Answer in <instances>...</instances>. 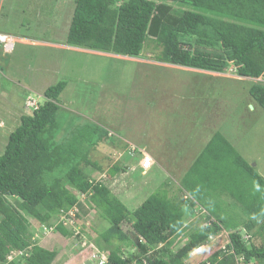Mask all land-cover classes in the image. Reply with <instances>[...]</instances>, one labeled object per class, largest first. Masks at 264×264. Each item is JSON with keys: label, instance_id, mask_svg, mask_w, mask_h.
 I'll list each match as a JSON object with an SVG mask.
<instances>
[{"label": "trees", "instance_id": "trees-1", "mask_svg": "<svg viewBox=\"0 0 264 264\" xmlns=\"http://www.w3.org/2000/svg\"><path fill=\"white\" fill-rule=\"evenodd\" d=\"M64 42L127 57H138L144 45L153 43L155 59L162 63L215 73H225L232 65L236 76L251 79L250 98L264 109V0H74ZM12 51L5 52L0 43V56ZM66 84L61 80L47 86L37 107L18 113L19 122L0 154V264H52L56 251L33 239L31 219L49 226L64 214L73 228L80 227V241L84 231L94 233L96 247L89 241L78 254L87 259L101 253L104 260L98 258L97 264H262L264 246L252 240L261 220L249 218L264 216V177L225 134L211 135L178 186L172 179L164 182L130 210L105 180L128 165L120 160L104 170L90 156L114 131L78 122L61 109L59 97ZM120 142L127 150L125 158L136 162L141 154L130 156V145ZM219 180L222 190L217 189ZM207 190L238 202L247 217L241 214V227L228 230L225 243L213 250L210 238L227 219L206 211L202 201L210 199ZM198 207L207 214L195 225ZM91 211L101 225L85 227L81 220L91 221ZM123 223L129 224V232ZM54 229L63 236L73 233L62 221ZM187 234L173 249L176 239ZM202 245L207 247L193 252ZM13 251L21 253L8 262Z\"/></svg>", "mask_w": 264, "mask_h": 264}, {"label": "rangeland", "instance_id": "rangeland-1", "mask_svg": "<svg viewBox=\"0 0 264 264\" xmlns=\"http://www.w3.org/2000/svg\"><path fill=\"white\" fill-rule=\"evenodd\" d=\"M73 6L74 0H0V32L43 39L46 43L61 42L67 33ZM14 44L13 55L0 56V73L8 76L6 79L0 75L1 80L8 82L5 85L0 82V154L9 133L19 122L18 113L37 107L38 103L34 102L43 101L40 93L47 86L64 80L67 84L59 97L61 109H66V113L78 122L89 121L100 128L114 131L107 140L97 145L90 156L104 170L116 161L128 164L124 170L105 180L130 210L155 192L160 184L167 181L171 183V177L176 186L182 176L183 180V173H171L167 168V158L173 157L170 169L176 164L174 168L184 170V165L193 161L190 151L194 144L186 140L190 139L188 135L193 132L191 126H195V123L212 126L203 128L205 137L211 129L225 134L237 151L264 177V109L250 98L248 90L251 79L236 76L232 65L225 73H214L165 64L155 59L157 50L153 49V43L147 48L144 45L138 57L103 54L71 46L57 48L45 44ZM28 89L34 91L33 94L29 95ZM26 94V104L34 103V106H23V97L20 99V96ZM122 140L145 151L152 148L155 153L165 157L160 161L167 170H163L155 160L154 166L141 176L136 171L137 162L130 157L125 158L127 150L120 147ZM201 142L203 145V140ZM188 144L189 148H186ZM104 176L102 174L100 178ZM188 179L190 181L193 177ZM223 183L222 180L217 182L218 190L224 188ZM248 188L250 185L246 186V193L249 192ZM206 192L210 197L202 201L206 211L217 218L228 220L220 232L210 238L213 250L220 243H225L228 230L241 227L242 215L247 217L242 212L245 209L229 196L222 199L214 191ZM199 210L198 207L194 217L198 223L195 225H199L204 214H207ZM89 215L91 221L81 220L85 227L101 225L102 221L95 211ZM249 220L254 223L261 220V229L254 232L252 240L257 246H264V216L250 217ZM31 221L37 244L56 251L52 264H65L71 260L72 263L66 264H95V259L100 257L101 253L82 259L78 254L89 241L96 247V237L91 230L82 233L84 235L80 238L85 243L78 246L81 241L76 234H79L80 227L73 228L69 220L65 219V226L73 230L69 236H63L53 228L39 226L33 218ZM50 223L54 227L57 219L53 218ZM122 227L128 232L131 229L126 223ZM187 237L188 234L176 239L173 249ZM206 247L199 246L193 252L202 251Z\"/></svg>", "mask_w": 264, "mask_h": 264}, {"label": "crops", "instance_id": "crops-1", "mask_svg": "<svg viewBox=\"0 0 264 264\" xmlns=\"http://www.w3.org/2000/svg\"><path fill=\"white\" fill-rule=\"evenodd\" d=\"M7 34V33H6ZM8 36H10V37H12L11 39L14 41V42H18V43H20V44H23L24 46H37V45H43L44 46V44L45 45H54L55 47H57V48H61V47H66V48H70V47H68V45L64 42V40L63 41H61V42H53V43H46V42H44L43 41V39H37V38H32V37H28V36H18V35H11V34H8ZM73 48H75V49H81V48H77V47H73ZM13 49V48H12ZM11 49V50H12ZM15 49V48H14ZM14 49H13V51H14ZM10 50V51H11ZM10 51H8V53L10 52ZM13 51L11 52V54L13 55ZM103 54H106V53H103ZM2 64L3 65H5V66H7L3 61H2ZM165 64H167V63H165ZM184 67V66H183ZM185 68H189V67H185ZM189 69H194V68H189ZM194 70H200V69H194ZM201 71H203V70H201ZM207 72H211V71H207ZM215 73V72H214ZM0 75H2L3 77H5L6 79H8V76H7V74L6 73H0ZM4 78V79H5ZM244 79H246V78H244ZM2 81V83L1 84H3V85H5L6 83H8V82H6V81H4V80H1L0 79V82ZM13 82H16L17 83V81H13ZM19 83V82H18ZM29 90V89H28ZM30 91V94L29 95H31V93L33 94V92L34 91H32V90H29ZM28 95H25L24 97H23V99H24V102H25V100H26V97H27ZM40 96H42V93H40ZM20 98H21V96H20ZM23 106L26 108V106H25V103H23ZM173 118V117H172ZM197 126H199V128H197ZM210 127H212L211 125H209V124H205L204 126L202 125V124H199V125H197L196 123H195V126H191V129H193V132H191L190 133V135H188L189 137H190V139L187 141L186 140V142H190V143H193L194 144V146L192 147V149H191V151L190 152H192V154H190L191 155V158L194 160L198 155H199V153L201 152V150L204 148V145L206 144V142L210 139V137H211V135L212 134H214V132H216L214 129H211V131H210V134L208 135V136H204L203 135V128H210ZM201 140H203V145H202V142H201ZM125 142V141H124ZM196 144V145H195ZM141 146V145H140ZM142 146H144L145 148H148L146 145H142ZM189 146V144L188 145H186V148H189L188 147ZM123 147V146H122ZM147 153H148V155L151 157V159H153L154 160V162H153V165H152V167L154 166V164H155V160H157L159 163V165H161L162 166V168H163V170L165 169L164 168V166L161 164V159L162 160H164L163 158H165V157H162L160 154H157V153H155L156 151L155 150H153L152 148H148V151H146ZM168 156V155H167ZM171 159H173V157H170V156H168V158H167V160L169 161V164H168V166H167V168L170 170V172L172 171V172H174V173H177L178 172V174L180 175V174H182V173H184L185 171H186V169L188 168V166L191 164V161H190V163L189 164H185L184 166H186V168L184 169V170H181V168H178V169H176V168H174L175 167V165L176 164H174L173 165V168H171L170 169V161H171ZM172 162L173 161H171V164H172ZM136 163V162H135ZM177 164H179V163H177ZM126 165H128V164H126ZM183 165V164H182ZM181 166V165H180ZM151 167V168H152ZM150 168V169H151ZM149 169V170H150ZM148 170V171H149ZM167 169H165V171H166ZM136 171H138V173L141 175H143V173L144 172H142L141 171V169L139 168V166H138V164H137V166H136ZM171 172V173H172ZM139 175V176H140ZM141 175V176H142ZM171 175V174H170ZM169 175V177H171ZM178 177H180V176H178ZM171 179H172V177H171ZM173 180V179H172ZM116 195V194H115ZM123 201V200H122ZM142 202H140L139 204H141ZM138 204V205H139ZM127 206V205H126ZM128 207V206H127ZM129 208V207H128ZM136 208V207H135ZM83 243H85V242H83ZM81 243H78V246L80 245ZM54 250V249H53ZM95 261H96V263H97V260L95 259ZM95 263V264H96Z\"/></svg>", "mask_w": 264, "mask_h": 264}, {"label": "built area", "instance_id": "built-area-1", "mask_svg": "<svg viewBox=\"0 0 264 264\" xmlns=\"http://www.w3.org/2000/svg\"><path fill=\"white\" fill-rule=\"evenodd\" d=\"M0 43L2 44L4 51H10L14 46V41L10 37L4 34H0ZM109 134H111V132H109ZM137 152L143 155V157H141L138 161L140 168L143 171H147L152 166L151 158L146 155L143 149L136 147L133 144H130V147L128 148V153L130 154V156L135 157V154ZM70 214L73 215V210L70 212ZM70 222H72L71 218H70ZM16 253L20 254V251H16ZM11 258L12 256L8 257V259Z\"/></svg>", "mask_w": 264, "mask_h": 264}, {"label": "clouds", "instance_id": "clouds-1", "mask_svg": "<svg viewBox=\"0 0 264 264\" xmlns=\"http://www.w3.org/2000/svg\"><path fill=\"white\" fill-rule=\"evenodd\" d=\"M0 34H4V35L8 36V34H6V33H1V32H0ZM8 37H10V36H8ZM10 38H12V37H10ZM5 52H8V51H5ZM120 56H121V55H120ZM126 57H127V56H126ZM233 67H234V66H233ZM26 101H27V100H26ZM26 101H25V105H26L27 107H28V106H34V105H35L34 103H38V100H37L36 102L32 103V104H34V105H32V104H30V103H29V104H26ZM28 102H29V100H28ZM129 145H130V144H129ZM139 148H141V147H139ZM141 149H142V148H141ZM144 152L146 153V155H147L148 157H150V156L148 155V153H147L145 150H144ZM141 157H143V155H140V157H139L138 160L136 161L137 164H138V166H139L138 161H139V159H140ZM150 158H151V157H150ZM151 160H152V159H151ZM152 165H153V162H152ZM151 167H152V166H151ZM151 167H150V168H151ZM139 168H140V166H139ZM150 168H149V169H150ZM140 169H141V168H140ZM149 169H148V170H149ZM148 170H147V171H148ZM141 171L144 172V173L147 172V171H143L142 169H141ZM70 212H71V211H69V214H70ZM56 219H57V222L62 221V222L64 223V225H65V219L70 221V218H69L66 214H64V215H60V216L57 217ZM70 225L73 226V221L70 222ZM39 226H43V227H45V228H48V227H49V228H53V229H54V227L51 226V223L49 224V226H46V225H43V224H42V225H39ZM33 232H34V231H33ZM33 239H35V238H34V234H33ZM20 253H21V252H20ZM18 255H19V254H17L16 251L10 252V253L8 254V256H7V260H8V262L11 261V260H13V259H15L16 256H18ZM10 256H12V258H11V259H8V257H10ZM99 260H104V258H103V257H99ZM8 262H7V263H8ZM98 262H99V261H98V259H97V263H98ZM97 263H96V264H97ZM5 264H6V263H5Z\"/></svg>", "mask_w": 264, "mask_h": 264}]
</instances>
